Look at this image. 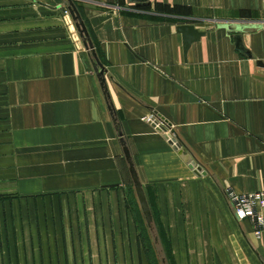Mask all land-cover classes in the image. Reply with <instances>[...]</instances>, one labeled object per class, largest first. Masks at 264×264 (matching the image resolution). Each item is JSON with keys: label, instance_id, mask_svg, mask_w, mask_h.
<instances>
[{"label": "crops", "instance_id": "crops-1", "mask_svg": "<svg viewBox=\"0 0 264 264\" xmlns=\"http://www.w3.org/2000/svg\"><path fill=\"white\" fill-rule=\"evenodd\" d=\"M72 1L105 88L66 0H0V237L8 190L30 203L0 264H264L224 193L264 194V0ZM184 25L204 33L186 53Z\"/></svg>", "mask_w": 264, "mask_h": 264}, {"label": "water", "instance_id": "water-1", "mask_svg": "<svg viewBox=\"0 0 264 264\" xmlns=\"http://www.w3.org/2000/svg\"><path fill=\"white\" fill-rule=\"evenodd\" d=\"M138 1H142V0H138ZM64 6H66V8H67V11L70 15L72 23L74 24V26H75L78 34H79V37L82 40L84 47L86 48V50L89 51V55L91 56V61L93 64L94 72L96 73V76H97L101 86L103 88H105V81H104V77H103L105 70H104L102 64L99 62V60L96 56V53L93 49V45H92L91 40L89 38V35L87 33L86 27H85L80 15H79L78 11H77L75 5L73 4V1L72 0H66ZM227 29L232 31V32L237 33L234 37L235 45L239 51L240 50L242 51L243 48L241 47L240 32H242L243 28L237 24H231V25L227 26ZM178 31L182 34V37H183V51H184V53L187 52V50L189 49L191 44L197 42L204 35L203 32H199L193 26H187V25L179 27ZM154 124H155V126H156V124L158 125V123H156V122ZM157 130L165 133V138L169 141V143L171 144L173 149L175 151H177L179 157L183 160V162L185 164H187L191 169H194L195 173L201 172L203 175H205V172L202 171L201 167L196 165V163L193 161L192 157L188 153H185L184 149L182 148L181 143L172 134L168 133L166 128H164L163 126H160V127L157 126ZM118 136H121L119 130H118ZM120 143L123 146L124 158L127 161L128 166H129V172H130V176H131V179L133 182L135 195L137 197L142 215L144 217V220H145L147 226L150 228L151 223H152V220H151L152 218H151L150 209H149V206L147 204L143 188H142V186H141V184L137 178V175H136L135 170L133 168V164L131 162V157H130L129 152H128V150L125 146V143L122 139H120Z\"/></svg>", "mask_w": 264, "mask_h": 264}, {"label": "built area", "instance_id": "built-area-1", "mask_svg": "<svg viewBox=\"0 0 264 264\" xmlns=\"http://www.w3.org/2000/svg\"><path fill=\"white\" fill-rule=\"evenodd\" d=\"M63 17L68 24H72L67 10L64 11ZM152 120L153 118L149 119V121ZM224 193L237 220L249 219L254 227V235L258 238L264 227V218L261 213V210L264 209V194L261 192L237 194L231 189H226Z\"/></svg>", "mask_w": 264, "mask_h": 264}, {"label": "rangeland", "instance_id": "rangeland-1", "mask_svg": "<svg viewBox=\"0 0 264 264\" xmlns=\"http://www.w3.org/2000/svg\"><path fill=\"white\" fill-rule=\"evenodd\" d=\"M20 198V200H19ZM26 199V196H20L19 194H16L14 189H9L8 190V195H7V204L6 206H2V212L5 209V212L7 214L6 218L4 216V220L1 222L2 224H5V227L8 229L6 233H8L5 237H0V242L3 241V243L7 244H16L19 242L20 238L16 237V229H22V228H27L25 225V221L22 222L21 220H17L18 215L16 214L17 211H23L25 208L27 209L30 206V203L23 205V202L21 199ZM27 198H30L28 196ZM27 202V201H25ZM30 208V207H29ZM23 209V210H22ZM30 210V209H29ZM4 212V213H5ZM6 219V220H5ZM23 224V226H22ZM4 227V228H5ZM3 228V225H2ZM137 229H140L142 232H145L146 230V225L143 221V219H140L137 225ZM24 243H31V238H24ZM141 241L143 242L144 245H146L148 248H151L152 242L151 239L142 233L141 236ZM151 258H152V264H158V260L156 258V254L151 251Z\"/></svg>", "mask_w": 264, "mask_h": 264}]
</instances>
